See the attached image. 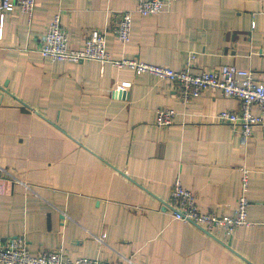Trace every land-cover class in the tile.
<instances>
[{
  "label": "crops",
  "instance_id": "crops-1",
  "mask_svg": "<svg viewBox=\"0 0 264 264\" xmlns=\"http://www.w3.org/2000/svg\"><path fill=\"white\" fill-rule=\"evenodd\" d=\"M126 11L132 25L122 45L113 28ZM56 14L71 49L92 31H106L112 59L175 71L190 63L193 73L235 66L264 84V0H177L147 17L130 0H35L31 18L7 13L0 238L23 236L31 255L61 250L69 260L264 264V134L255 127L244 138L215 120L221 111L239 112V100L206 90L183 103L171 83L151 75L43 59L41 41ZM124 83L129 88L119 89ZM159 108L175 111L170 126L155 125ZM243 169L250 226L210 236L172 218L176 180L200 212L233 215Z\"/></svg>",
  "mask_w": 264,
  "mask_h": 264
},
{
  "label": "built area",
  "instance_id": "built-area-1",
  "mask_svg": "<svg viewBox=\"0 0 264 264\" xmlns=\"http://www.w3.org/2000/svg\"><path fill=\"white\" fill-rule=\"evenodd\" d=\"M135 3V13L141 17L155 16L167 10L177 0H130ZM35 0H0V39L2 38L4 18L7 13L17 9L31 18ZM132 14L123 12L116 19L113 32L122 45L130 41ZM106 31H92L83 41L80 49L69 47L66 29L56 14L48 25L42 38L39 54L51 62L80 63L96 61L108 63L118 69H129L136 75L147 74L171 83L178 98L186 103L199 97L206 90L219 91L224 97L236 98L240 102L239 112L221 111L215 120L220 124L238 128L242 137H249L258 127L264 134V84L255 80L252 71L224 66L214 71L192 72L190 63L180 70L152 66L137 60L112 59L106 49ZM129 83L119 89L129 88ZM116 89V90H119ZM254 110L257 113H254ZM176 113L173 109L159 108L156 111L155 125L158 128L170 126ZM248 170H242L241 193L237 198L233 215L202 213L198 210L195 195L184 189L176 180L170 191L168 208L176 221L189 223L207 235L221 231L225 237L235 230L250 226L247 218L248 200L245 193L248 188ZM0 264H135L130 258L122 262L107 263L99 259L79 258L64 259L61 250H42L36 256L28 251L26 239L17 236L9 239L0 238Z\"/></svg>",
  "mask_w": 264,
  "mask_h": 264
},
{
  "label": "water",
  "instance_id": "water-1",
  "mask_svg": "<svg viewBox=\"0 0 264 264\" xmlns=\"http://www.w3.org/2000/svg\"><path fill=\"white\" fill-rule=\"evenodd\" d=\"M117 96H118V97H122V98H124V97L126 96V93H124V92H120V91H119V92L117 93Z\"/></svg>",
  "mask_w": 264,
  "mask_h": 264
}]
</instances>
